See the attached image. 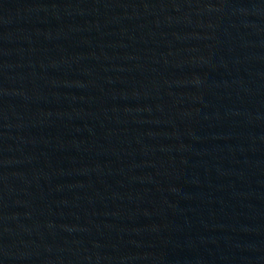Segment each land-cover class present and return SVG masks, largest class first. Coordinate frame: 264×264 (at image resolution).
Wrapping results in <instances>:
<instances>
[{
  "label": "water",
  "instance_id": "1",
  "mask_svg": "<svg viewBox=\"0 0 264 264\" xmlns=\"http://www.w3.org/2000/svg\"><path fill=\"white\" fill-rule=\"evenodd\" d=\"M0 264H264V0H0Z\"/></svg>",
  "mask_w": 264,
  "mask_h": 264
}]
</instances>
